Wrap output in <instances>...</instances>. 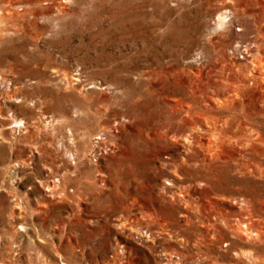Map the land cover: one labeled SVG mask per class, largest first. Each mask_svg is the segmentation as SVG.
<instances>
[{
  "label": "rangeland",
  "instance_id": "374dc122",
  "mask_svg": "<svg viewBox=\"0 0 264 264\" xmlns=\"http://www.w3.org/2000/svg\"><path fill=\"white\" fill-rule=\"evenodd\" d=\"M0 76V264H264V0H0Z\"/></svg>",
  "mask_w": 264,
  "mask_h": 264
},
{
  "label": "built area",
  "instance_id": "2783aa9c",
  "mask_svg": "<svg viewBox=\"0 0 264 264\" xmlns=\"http://www.w3.org/2000/svg\"><path fill=\"white\" fill-rule=\"evenodd\" d=\"M106 134L104 132H100L99 135L95 138V146L97 145L98 152H94L90 158L92 161H95L96 163L98 162V159L106 154H108V151L110 150L108 145H105L104 147H99L98 144H103L104 141L106 142Z\"/></svg>",
  "mask_w": 264,
  "mask_h": 264
},
{
  "label": "bare ground",
  "instance_id": "6f19581e",
  "mask_svg": "<svg viewBox=\"0 0 264 264\" xmlns=\"http://www.w3.org/2000/svg\"><path fill=\"white\" fill-rule=\"evenodd\" d=\"M224 20V19H223ZM4 85L5 87L7 86V88H9L8 86H9V83L6 85V82L3 80V78L0 76V85ZM19 125L18 126H23V124H22V121H18L17 122Z\"/></svg>",
  "mask_w": 264,
  "mask_h": 264
}]
</instances>
